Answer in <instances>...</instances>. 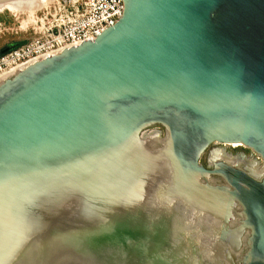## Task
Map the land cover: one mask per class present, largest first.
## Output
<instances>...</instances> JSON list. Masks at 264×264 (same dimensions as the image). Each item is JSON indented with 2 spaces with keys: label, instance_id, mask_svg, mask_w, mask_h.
Returning <instances> with one entry per match:
<instances>
[{
  "label": "water",
  "instance_id": "obj_1",
  "mask_svg": "<svg viewBox=\"0 0 264 264\" xmlns=\"http://www.w3.org/2000/svg\"><path fill=\"white\" fill-rule=\"evenodd\" d=\"M123 3L0 82V264H264V0Z\"/></svg>",
  "mask_w": 264,
  "mask_h": 264
},
{
  "label": "built area",
  "instance_id": "obj_2",
  "mask_svg": "<svg viewBox=\"0 0 264 264\" xmlns=\"http://www.w3.org/2000/svg\"><path fill=\"white\" fill-rule=\"evenodd\" d=\"M47 27L42 35L0 57V74L48 57L62 49L92 41L121 17L123 0H46Z\"/></svg>",
  "mask_w": 264,
  "mask_h": 264
},
{
  "label": "rangeland",
  "instance_id": "obj_3",
  "mask_svg": "<svg viewBox=\"0 0 264 264\" xmlns=\"http://www.w3.org/2000/svg\"><path fill=\"white\" fill-rule=\"evenodd\" d=\"M40 7L35 8L31 15H29L27 11L11 13L8 10H4L0 13V57L10 51L22 47L30 40L42 35V31H44L45 27H47L48 25L47 21L43 17L44 13L47 12V9H44V7ZM12 72L14 71L0 74V82L3 81L5 78L12 76L14 74ZM155 129L161 131L160 136L161 138H163L165 134L164 129L162 127L154 126L146 129L144 133L141 134V137L144 134L151 132ZM212 148H214V143L211 144L202 154L201 162H205L206 155L209 153L210 150L214 152V150L217 149ZM224 148L226 150V154L236 155L234 151L235 147L225 145ZM241 151L242 150L238 149L237 152Z\"/></svg>",
  "mask_w": 264,
  "mask_h": 264
},
{
  "label": "flooded vegetation",
  "instance_id": "obj_4",
  "mask_svg": "<svg viewBox=\"0 0 264 264\" xmlns=\"http://www.w3.org/2000/svg\"><path fill=\"white\" fill-rule=\"evenodd\" d=\"M225 144H222V143H214V148H217L213 151H209V153L206 155V158H205V162H201L205 167H208V168H214V161L212 160L213 157H212V154L213 156H217L219 154V149H222L223 152H225V148H224ZM212 148V149H214ZM238 149L242 150L241 152H237ZM246 150V151H245ZM235 151V154L236 155H232V156H235V157H231L229 156V154L227 155V158L231 157L230 159H234L236 161L237 164L241 165V164H244V165H241L240 167H236L235 165H232L242 171H244L245 173H247L248 175H250L251 177H255L257 179H260L263 176L264 172L261 169H259V171H262L261 173H259V175H261V177L257 176V174H254L253 172L256 171L257 172V167L262 165V169H264V163L262 161V159L259 157V155L257 153H255L254 151H252L250 148L246 147V146H239V147H235L234 149ZM217 162H223V163H227L225 161H223L222 159H217L215 160ZM242 161L244 162H249V163H243ZM251 162V163H250ZM255 162V163H254ZM254 163V165H253ZM261 163V164H260ZM228 164V163H227ZM230 164V163H229ZM246 164V165H245ZM231 165V164H230ZM251 165V166H250ZM256 166V167H255ZM256 168V169H255ZM252 170V171H251Z\"/></svg>",
  "mask_w": 264,
  "mask_h": 264
},
{
  "label": "bare ground",
  "instance_id": "obj_5",
  "mask_svg": "<svg viewBox=\"0 0 264 264\" xmlns=\"http://www.w3.org/2000/svg\"><path fill=\"white\" fill-rule=\"evenodd\" d=\"M43 1H46V0H34L33 2H30V3H24V2H13V1H5V2H0V13L3 12L4 10H8L10 11L11 13H17V12H23V11H27L29 13V15H31V13L33 12V10L35 8H39L42 4H43ZM24 65H21V66H18V67H13L12 69L6 71L7 73L11 72V71H14L12 73H15L17 71H19L21 68H23ZM11 73V74H12ZM4 76V75H3ZM3 78V77H2ZM160 141V140H159ZM223 144V143H222ZM225 145H229V146H233V147H239V146H243L241 143H224ZM219 154L217 156H212L213 157V161L215 160H219V159H222L223 161L227 162L228 164L230 163L231 165H235L236 167H240L241 165H244V164H237L236 161L234 159H230L231 157H233L232 155L229 154V156H231L230 158L226 157L228 154H226L225 152H223L222 149H219ZM243 163H249V162H244L242 161ZM251 163V162H250ZM255 163V162H254ZM253 163V165H254ZM261 164V163H260ZM246 165V164H245ZM251 166V165H250ZM256 167V166H255ZM261 167V169H260ZM262 165L258 166L257 167V172L254 171L253 173L254 174H257V176L261 177V175H259V173H261L262 171L264 172V169H262ZM262 170V171H259ZM252 171V170H251ZM264 176V174H263Z\"/></svg>",
  "mask_w": 264,
  "mask_h": 264
}]
</instances>
